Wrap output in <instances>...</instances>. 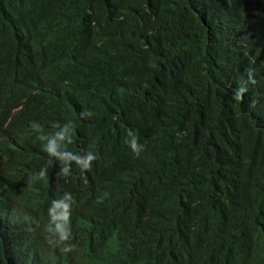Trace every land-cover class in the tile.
Segmentation results:
<instances>
[{
    "label": "trees",
    "instance_id": "1",
    "mask_svg": "<svg viewBox=\"0 0 264 264\" xmlns=\"http://www.w3.org/2000/svg\"><path fill=\"white\" fill-rule=\"evenodd\" d=\"M0 264H264V0H0Z\"/></svg>",
    "mask_w": 264,
    "mask_h": 264
},
{
    "label": "clouds",
    "instance_id": "2",
    "mask_svg": "<svg viewBox=\"0 0 264 264\" xmlns=\"http://www.w3.org/2000/svg\"><path fill=\"white\" fill-rule=\"evenodd\" d=\"M252 71L253 70L251 68L246 69V72H248V73H251ZM249 82L252 85H254L256 83V80L250 78ZM246 91H248V89L246 87L238 88L236 90V94L233 96V99H235L236 102H242L243 98H242L241 94L246 92ZM57 138L60 140H63L64 136L61 133V134H58ZM57 149H58V145L56 143V140L53 139V140L49 141V144L47 146V151L51 155L56 156V155H58ZM133 149L136 150L135 142H133ZM136 155H137V157L140 155L139 150H136ZM61 158L65 159V160L76 159V162L78 165H83V169H89V163L91 161L97 159V156L93 155L92 153H89L87 160H81V159H77L75 157H72L66 153ZM64 174L65 175L69 174L67 168H65ZM65 199H67V197ZM50 217H51V222L48 226H46L47 230L52 231L51 224H54L55 225V231L60 234V239L66 240L69 236V232L65 231V228H64L65 224L69 223V220H68V204L65 203L64 201L54 202L53 207L50 209ZM45 239H47V238H45Z\"/></svg>",
    "mask_w": 264,
    "mask_h": 264
},
{
    "label": "bare ground",
    "instance_id": "3",
    "mask_svg": "<svg viewBox=\"0 0 264 264\" xmlns=\"http://www.w3.org/2000/svg\"><path fill=\"white\" fill-rule=\"evenodd\" d=\"M13 193V192H12ZM14 197V196H13ZM17 200V199H16ZM26 200V199H25ZM29 216V215H28ZM31 216V215H30ZM68 230V229H67ZM34 231V230H33ZM13 242V241H12ZM29 246V245H28Z\"/></svg>",
    "mask_w": 264,
    "mask_h": 264
}]
</instances>
